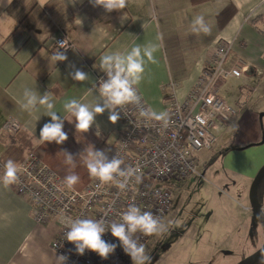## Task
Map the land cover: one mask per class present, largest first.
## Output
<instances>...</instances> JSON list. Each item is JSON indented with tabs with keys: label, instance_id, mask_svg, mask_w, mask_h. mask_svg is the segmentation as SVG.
Segmentation results:
<instances>
[{
	"label": "crops",
	"instance_id": "obj_1",
	"mask_svg": "<svg viewBox=\"0 0 264 264\" xmlns=\"http://www.w3.org/2000/svg\"><path fill=\"white\" fill-rule=\"evenodd\" d=\"M263 11L264 0H127L125 9L110 13L101 6L94 7L89 0H10V3L0 0V176L8 159L18 166L29 152H34L63 180L69 174L78 175L80 179L73 188L80 189L90 181L83 156L79 154L89 144L94 145L95 150L117 138L120 123L112 124L105 111L96 116V124L88 132L80 133L75 129L74 120L68 121L73 117L63 109V104L70 99L83 103L94 100L98 95L95 75L101 72L100 59L105 54L130 51L136 44L158 45L154 54L157 62L145 64L143 78L137 86L156 112L169 108L166 100L171 93L172 80L163 39L169 31L178 35L188 61L187 75L174 83L178 99L192 86L207 47L218 37L231 42L224 65L241 59L247 69L240 77L252 74L262 78L264 35L250 19ZM198 15L204 17L210 33L192 32L191 22ZM163 18H167L169 26L161 23ZM62 32L72 38L76 46L66 53V61L55 63L51 59L55 53L53 39ZM71 65L86 72L89 79L72 80L68 75L73 71ZM232 78L235 77L228 78L223 85ZM25 88L34 89L39 95L46 91L54 94V110L65 119L64 131L68 133L64 143L57 145L54 141L44 143L38 139L40 129L50 117L38 104V111L31 113L21 108L19 101L26 100L22 95ZM89 89L93 92L89 93ZM233 114L223 113V117L217 119L225 128L237 121L240 134L233 137L232 142L223 139V145L218 143L219 151L209 157L212 162L208 163V159L205 168L213 178H218L210 170L213 163L218 162L223 169L221 182L227 189L223 191V224L212 226L211 237L225 250H235V263L264 240L263 226L242 219L252 217L247 189L264 162V125L261 127L262 119L257 114L251 120L245 119L244 114L240 117L239 113ZM9 117L20 122L15 133L3 129ZM229 144L244 147L229 148ZM63 150L74 156L75 167L65 162ZM55 232L53 222H35L27 198L19 196L12 185L5 187L0 182V264H56L57 255L47 246ZM206 262L208 260L201 259L192 264Z\"/></svg>",
	"mask_w": 264,
	"mask_h": 264
},
{
	"label": "built area",
	"instance_id": "obj_2",
	"mask_svg": "<svg viewBox=\"0 0 264 264\" xmlns=\"http://www.w3.org/2000/svg\"><path fill=\"white\" fill-rule=\"evenodd\" d=\"M62 41L64 49L59 50L65 54L76 46L75 41L62 32L53 39L55 52ZM230 51L229 40L215 38L207 47L199 72L182 99L176 97L175 84L171 83V93L166 100L169 108L165 112L170 118L167 127L162 121L141 117L139 106L122 108L117 138L95 150H110L106 153L109 160L117 155L124 161L122 167L137 168L142 178L140 183L133 177L127 188L120 190L114 182L102 183L90 176V181L82 188H68L34 152H29L20 162L19 180L12 186L19 196L29 200L35 222L55 224L56 232L47 246L57 256L66 255V264H131L130 257L110 232H105L102 239L118 246L107 259L87 249L83 255L77 254L74 244L64 239L67 221L75 218L119 220L120 214L133 203L162 220L173 194L169 181L186 178L196 171L198 153L211 148L216 139L212 127L219 113L235 112L220 90L228 78L240 76L247 65L238 58L231 65H224ZM102 78L106 79L104 72L96 73L95 86ZM137 91L143 105L150 108L138 87ZM19 127L20 122L14 117L3 124V129L9 133H15ZM261 209L264 211V204ZM137 235L142 243L150 237L142 233Z\"/></svg>",
	"mask_w": 264,
	"mask_h": 264
},
{
	"label": "clouds",
	"instance_id": "obj_3",
	"mask_svg": "<svg viewBox=\"0 0 264 264\" xmlns=\"http://www.w3.org/2000/svg\"><path fill=\"white\" fill-rule=\"evenodd\" d=\"M10 3V0H8ZM95 6H101L105 12L125 9L127 0H89ZM81 23V21H80ZM193 33H210V27L205 22L202 15H198L191 22ZM159 38V37H158ZM58 50L52 55L51 59L56 63L67 60V55L59 49H64V41L58 44ZM158 45L148 43L141 46L134 45L130 51L111 52L105 54L100 59L99 69L105 73L106 79H100L95 91L98 95L89 103H83L77 99H70L63 104V109L73 117L68 120L75 122V129L80 133H86L90 127L96 124V116L108 112V120L115 124L122 113V108L133 105L139 106V115L143 118L162 121L167 127L169 123V114L165 111L156 112L145 107L142 103V97L138 94L137 86L143 78L145 64L148 62L156 63L155 52ZM73 71L69 72L72 80L84 82L89 79L86 72L77 69L71 65ZM93 89H89L92 93ZM22 95L25 101H19L22 109L28 112L38 111L37 104L43 106L46 110L45 115L50 117V121L43 124L39 133L41 142H55L57 145L64 143L68 139V133L64 131V121L54 109V94L46 91L39 95L34 89L25 88ZM40 117L37 118V120ZM236 126H234L235 128ZM99 135V131H97ZM110 150H94V145L89 144L84 149L83 162L91 177L102 183L114 182L120 190H125L129 180L135 177L137 183L142 181L138 175V169L131 165L122 167L124 161L117 155L110 160L107 152ZM65 162L75 167L74 156L67 150H63ZM80 177L75 173L69 174L64 178L63 183L72 188L78 183ZM19 180L18 166L12 159H8L4 164L3 176H0V182L5 187L10 186ZM168 225L160 217L151 211H144L135 203L128 205L127 209L120 214L119 220L108 221L106 218H75L68 219L67 231L64 239L74 244L75 251L83 255L85 250L95 252L102 259H107L117 248V244L105 241L102 236L105 232H110L113 237L119 241L124 253L130 257L131 264H151V256L146 251L145 245L140 241L137 233L145 236L163 234L167 231ZM68 257L66 255L56 256V264H66Z\"/></svg>",
	"mask_w": 264,
	"mask_h": 264
},
{
	"label": "rangeland",
	"instance_id": "obj_4",
	"mask_svg": "<svg viewBox=\"0 0 264 264\" xmlns=\"http://www.w3.org/2000/svg\"><path fill=\"white\" fill-rule=\"evenodd\" d=\"M220 94L235 109V113H239V117L244 114L245 119L251 120L257 114L264 124V75L256 78L255 75L246 74L229 79L222 86ZM261 113L263 116H260ZM219 116L223 117V113H219ZM212 132L217 141L209 150L200 152L195 164L196 171L186 178L169 181L173 194L170 207L162 218L168 229L163 234L150 236L143 243L151 256V264H192L201 259L208 260L207 264H232L237 257L234 249L225 250L211 237L212 226L219 222L223 224V191L227 192V189L221 182L223 169L219 163H213L210 170L220 178V182L205 167L209 157L219 151L217 144L223 145V139L232 142L240 130L237 121L225 128L216 119ZM249 212L251 219H242L263 226L255 219L251 209Z\"/></svg>",
	"mask_w": 264,
	"mask_h": 264
},
{
	"label": "trees",
	"instance_id": "obj_5",
	"mask_svg": "<svg viewBox=\"0 0 264 264\" xmlns=\"http://www.w3.org/2000/svg\"><path fill=\"white\" fill-rule=\"evenodd\" d=\"M161 23L163 25L169 26V22L167 18H163ZM250 23L253 26L259 28V32L264 35V11L254 15L250 19ZM163 39H164L165 55H166L167 62H168L171 80L173 83H177L187 75L188 61H187L186 56L183 54V50L180 47L179 37L176 33H174L173 31H169L166 34H164ZM260 125L261 127L262 125H264L262 123V120H260ZM228 147L229 148H243L244 146H238L236 144H229ZM216 156L217 155H215V157ZM209 160L210 161L208 163H211L212 159H209ZM255 194H256L257 200L262 205L264 203V174L260 177V179L258 180L256 184ZM254 217L257 221L260 222V220L255 215ZM248 264H264V255L249 262Z\"/></svg>",
	"mask_w": 264,
	"mask_h": 264
},
{
	"label": "water",
	"instance_id": "obj_6",
	"mask_svg": "<svg viewBox=\"0 0 264 264\" xmlns=\"http://www.w3.org/2000/svg\"><path fill=\"white\" fill-rule=\"evenodd\" d=\"M263 174H264V162L258 167L256 172L252 176L249 182V185H248L247 196H248L249 208L253 211L254 215L260 220V222L262 223L264 227V211L261 209V204L257 200L256 194H255L256 184ZM263 255H264V240L258 247H256L250 253L241 257L234 264H248L249 262Z\"/></svg>",
	"mask_w": 264,
	"mask_h": 264
}]
</instances>
